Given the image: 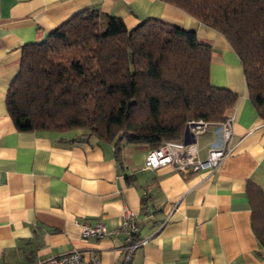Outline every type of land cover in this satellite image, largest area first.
Instances as JSON below:
<instances>
[{
	"label": "crops",
	"instance_id": "0c3cea01",
	"mask_svg": "<svg viewBox=\"0 0 264 264\" xmlns=\"http://www.w3.org/2000/svg\"><path fill=\"white\" fill-rule=\"evenodd\" d=\"M91 7L129 28L156 18L211 44V82L240 94L231 113L233 149L218 169L143 168L147 146L123 142L117 153L115 142L78 130L16 128L6 100L24 46ZM200 137L205 158L215 125ZM249 182L264 193V119L249 97L240 57L220 31L163 0H0V264H33L72 249L102 264H264ZM124 207L145 239L131 255L120 227ZM96 222L114 232L84 238L82 223Z\"/></svg>",
	"mask_w": 264,
	"mask_h": 264
},
{
	"label": "trees",
	"instance_id": "16d2710c",
	"mask_svg": "<svg viewBox=\"0 0 264 264\" xmlns=\"http://www.w3.org/2000/svg\"><path fill=\"white\" fill-rule=\"evenodd\" d=\"M163 1L225 35L264 119V0ZM212 54L195 30L156 18L129 28L91 7L24 46L8 111L21 131L78 130L115 142L117 153L123 142L154 148L182 139L190 120L215 123L233 112L240 94L211 82ZM248 192L264 244V193L254 182Z\"/></svg>",
	"mask_w": 264,
	"mask_h": 264
},
{
	"label": "built area",
	"instance_id": "2783aa9c",
	"mask_svg": "<svg viewBox=\"0 0 264 264\" xmlns=\"http://www.w3.org/2000/svg\"><path fill=\"white\" fill-rule=\"evenodd\" d=\"M235 117L230 114L225 120L209 122L203 120H190L188 122L190 132L196 141L186 143L184 139H167L159 146L151 148L146 155L143 168L156 169L162 166L171 165L181 171H215L232 151L231 138L233 135ZM215 125L216 137L211 142L205 158L200 156L199 136L208 131L210 125ZM127 233L126 250L131 255L145 239L139 237L138 226L134 220V214L129 207H124L123 219L120 226ZM105 223L96 222L82 223V234L84 238L96 236L105 237L113 233ZM33 264H102L98 256L93 255L90 262L83 258L82 251L72 249L56 255L41 258Z\"/></svg>",
	"mask_w": 264,
	"mask_h": 264
},
{
	"label": "water",
	"instance_id": "95a60500",
	"mask_svg": "<svg viewBox=\"0 0 264 264\" xmlns=\"http://www.w3.org/2000/svg\"><path fill=\"white\" fill-rule=\"evenodd\" d=\"M184 141L186 143L192 142V141H196V138L193 136V134L190 132V128L189 126L186 127L185 133H184V137H183Z\"/></svg>",
	"mask_w": 264,
	"mask_h": 264
},
{
	"label": "rangeland",
	"instance_id": "374dc122",
	"mask_svg": "<svg viewBox=\"0 0 264 264\" xmlns=\"http://www.w3.org/2000/svg\"><path fill=\"white\" fill-rule=\"evenodd\" d=\"M199 143H200V146H201V147H203V146H204V144H203V140H202V138H201V137L199 138Z\"/></svg>",
	"mask_w": 264,
	"mask_h": 264
}]
</instances>
